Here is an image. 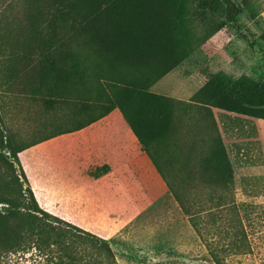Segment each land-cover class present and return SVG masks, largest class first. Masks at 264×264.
<instances>
[{
  "label": "rangeland",
  "instance_id": "374dc122",
  "mask_svg": "<svg viewBox=\"0 0 264 264\" xmlns=\"http://www.w3.org/2000/svg\"><path fill=\"white\" fill-rule=\"evenodd\" d=\"M73 1L78 3L75 9L69 7ZM99 1L65 0L67 27L94 11L99 16L89 29H70L52 55L53 68L98 72L110 67L119 44H130V60L126 59L130 92L118 95L130 99V138L136 146L150 153L166 152L167 163L159 168L166 172L162 175L169 193L155 189L153 194L151 186L141 212L137 214L139 204L130 205L120 221H68L49 214L38 179L42 176L43 185L46 179L48 185L62 186L63 163L47 142L55 139L53 132L69 131V108L1 89L0 114L18 151L15 167L23 187H29L33 196L37 193L44 212L106 241L116 264H213L186 220V207L194 215L214 210L218 214L222 233L208 231L215 246H224L219 256L225 264H264V99L258 92L264 87V45L259 41L264 33V0H227L231 8L225 0H126L125 7L137 13L142 24H137L132 37L123 31L132 23H119L125 7L112 5L106 10ZM2 9L3 5L1 13ZM133 69L142 75L132 77ZM93 91L88 94H99ZM117 91L118 87L103 94ZM229 98L234 100L230 107ZM91 103L95 102L82 101L78 109ZM122 105L112 111H118L123 121ZM139 117L145 119L141 128L135 125ZM135 126L140 136L135 135ZM44 133L53 134L51 140L43 139ZM33 137L36 142L31 146ZM42 165L56 173L48 177ZM138 184L135 199L143 201L139 193L149 182ZM107 203L110 200L101 201L103 207ZM218 204L222 209H216ZM239 230L242 235L235 236ZM12 264H42V260L28 254L15 257Z\"/></svg>",
  "mask_w": 264,
  "mask_h": 264
},
{
  "label": "trees",
  "instance_id": "16d2710c",
  "mask_svg": "<svg viewBox=\"0 0 264 264\" xmlns=\"http://www.w3.org/2000/svg\"><path fill=\"white\" fill-rule=\"evenodd\" d=\"M225 3L231 8V3L227 0ZM2 5L0 92L1 89H5L6 92L16 90L20 95L40 100L42 103L51 101L56 107L68 106L70 118L81 113L95 114L98 110H101V115H105L108 111L120 109V105L123 104L121 111L130 124V99L118 95L120 92L124 94L130 92V65L127 61L130 60L129 43L125 46L119 44L117 57L111 56L110 67L99 68L98 72H80L77 71L79 68L73 71L53 68L52 55L65 41L70 29L77 32H81L82 28L89 29L92 22L97 20L99 11L78 18L67 27L65 12L62 11L63 9L66 11L65 0H0V6ZM4 5H7L10 11ZM77 5L78 3L73 1L69 7L75 9ZM99 5H104L106 10L112 5L125 7L126 0H100ZM123 10L124 17H118L119 23L123 21L127 24L132 23L123 28L125 35L132 37L138 32L137 24H140L138 15L126 7ZM259 41L264 45V33L259 37ZM132 72H134L132 77L142 75L139 69H133ZM87 77L86 82L79 80ZM69 78L78 79L73 82ZM103 80L107 83L104 84ZM126 80L128 81L125 82ZM101 81L104 85L100 84ZM116 87L119 90L117 95L103 94L108 89ZM137 89L134 86V90ZM77 90L86 93H79ZM93 90L99 94H95L96 96L88 94L94 93ZM258 92L260 99H264V87ZM85 100L95 103L79 110L78 104ZM232 101L234 100L228 99L229 107L232 106ZM234 103L236 107V102ZM238 111L256 115L248 109ZM144 120L143 117H139L135 125L139 124L141 128ZM137 130L135 126V135L140 136ZM44 134L41 137L46 140L54 136ZM35 142L33 137L31 146ZM17 155L18 151L13 146L10 130L0 114V264H12L15 257L28 254L40 258L42 264H116L106 241L81 233L40 208L31 189L23 187L22 176L18 175L15 167L18 165ZM186 208L183 209L186 220L198 236L211 262L225 264L219 256V253L224 251V246H215L214 238L208 231L209 228H213L218 229L219 234L222 233L220 230L223 228L222 219L220 226L216 220L219 216L214 213L215 210L201 211L194 215ZM217 208L222 209L221 204H218ZM200 214L206 216L204 221ZM237 235H242L241 230L235 232V236Z\"/></svg>",
  "mask_w": 264,
  "mask_h": 264
},
{
  "label": "crops",
  "instance_id": "0c3cea01",
  "mask_svg": "<svg viewBox=\"0 0 264 264\" xmlns=\"http://www.w3.org/2000/svg\"><path fill=\"white\" fill-rule=\"evenodd\" d=\"M117 113H81L70 118L72 125L68 132L56 134L54 140H48L50 149L56 151L63 163L62 186L48 185L46 179L43 185L42 176L38 179L42 185L40 189L45 190L49 214L68 221H120L126 211L130 212V205L139 204L137 214L141 212L143 204H148L143 196L150 194L151 186L154 187L153 194L155 189L169 193L164 180L166 172L160 173L159 168L162 163H167L164 159L167 158L166 152L154 150L150 153L140 146L138 148L130 138V124L123 118L122 121ZM52 141L55 142L51 144ZM153 155L163 160L156 164ZM46 172L47 175L56 173L55 169L48 172L47 167ZM147 181L149 187L141 184L143 188L139 193L143 201L135 199L134 187L139 186L138 182ZM36 194L37 203L44 205ZM106 200L110 203L103 207L101 201Z\"/></svg>",
  "mask_w": 264,
  "mask_h": 264
}]
</instances>
